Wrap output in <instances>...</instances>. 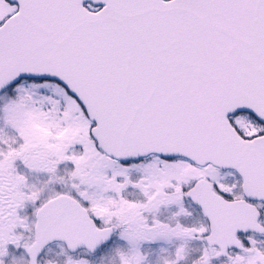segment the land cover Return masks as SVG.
Here are the masks:
<instances>
[{
    "label": "snow or ice",
    "instance_id": "6c2138e0",
    "mask_svg": "<svg viewBox=\"0 0 264 264\" xmlns=\"http://www.w3.org/2000/svg\"><path fill=\"white\" fill-rule=\"evenodd\" d=\"M0 264H264V0H0Z\"/></svg>",
    "mask_w": 264,
    "mask_h": 264
}]
</instances>
